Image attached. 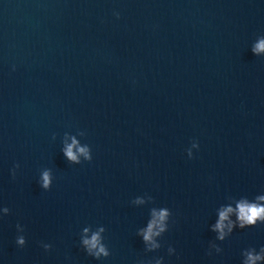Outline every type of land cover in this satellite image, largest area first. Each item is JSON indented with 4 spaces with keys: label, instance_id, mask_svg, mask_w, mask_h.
Returning a JSON list of instances; mask_svg holds the SVG:
<instances>
[{
    "label": "water",
    "instance_id": "95a60500",
    "mask_svg": "<svg viewBox=\"0 0 264 264\" xmlns=\"http://www.w3.org/2000/svg\"><path fill=\"white\" fill-rule=\"evenodd\" d=\"M261 35L264 0H0V264H241L259 251L264 224L223 242L210 226L228 197L264 194ZM65 133L91 162H67ZM152 207L172 217L145 253ZM87 226L105 227L107 259L82 249ZM213 241L223 251L208 256Z\"/></svg>",
    "mask_w": 264,
    "mask_h": 264
},
{
    "label": "clouds",
    "instance_id": "9594fccd",
    "mask_svg": "<svg viewBox=\"0 0 264 264\" xmlns=\"http://www.w3.org/2000/svg\"><path fill=\"white\" fill-rule=\"evenodd\" d=\"M117 19L120 18V14L114 13ZM258 41V42H257ZM251 51L256 56H261L264 53V35L258 36L254 41ZM15 70V67H13ZM69 133H65L63 137V147L61 152L70 164H81L84 161H92V150L87 144H82L78 141L75 136L72 137V143L67 144L66 138ZM78 136H84L85 133L80 131L77 133ZM55 139V134L53 135ZM199 144L193 142L191 148L187 149V155L192 158V149L198 148ZM75 149V151H74ZM83 157V159H81ZM20 165L17 163L11 170L13 179L16 176V169ZM38 183L41 188L45 191L50 190L53 183V173L49 168L43 169L40 173ZM228 203L220 205L216 210V221L210 226V230L214 232L215 240L223 242L229 238L234 230L252 228L258 224H264V194L256 195L252 200H249L246 196H242L239 199L234 197H228ZM153 197L151 196H138L134 198L131 203L136 206H143L148 203H153ZM4 215H8L10 209L3 207L0 209ZM172 212L167 207H152L149 210V219L146 226L141 227L137 230V235L142 239L145 253L157 252L161 249L162 244L161 238L170 228V220ZM235 217V219H233ZM17 232L19 233L16 237L17 246L23 248L26 245V238L23 235L24 227L20 224L16 225ZM106 229L104 226H98L93 230L92 226H87L82 229L80 233V244L85 253L100 261L107 259L111 255V251L107 244L104 242V233ZM42 247L45 251H50L52 248L51 244L42 243ZM213 250L216 254H220L223 249L216 242H210L208 246L207 255L212 256ZM167 253L169 256L177 255L176 249L172 246H168ZM241 264H264V246H261L259 251L255 248H248L242 251ZM137 264H165L163 256H155L151 259L144 260L140 259Z\"/></svg>",
    "mask_w": 264,
    "mask_h": 264
}]
</instances>
